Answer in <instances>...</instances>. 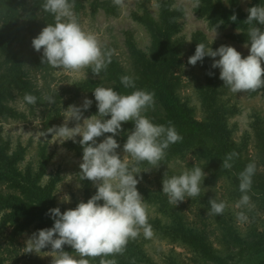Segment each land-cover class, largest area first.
<instances>
[{
	"label": "trees",
	"instance_id": "1",
	"mask_svg": "<svg viewBox=\"0 0 264 264\" xmlns=\"http://www.w3.org/2000/svg\"><path fill=\"white\" fill-rule=\"evenodd\" d=\"M74 1L80 2V0ZM193 1L195 11L205 17L211 26H232L240 31L239 33L234 32L232 37L242 42L249 41L248 25L244 22L249 15L246 9L264 5V0H248L246 7L243 0ZM42 2L43 0L32 1L31 14L41 12L48 23H54L53 16L41 7ZM28 3L29 0H0V18L2 19L0 55L3 57L1 62L3 70L0 72V117L17 115L18 112L7 103L15 98V91H19L23 96L25 94L36 96L37 102L43 99L40 91L34 89L30 80L24 78L22 61L15 47V42L23 36L19 21L21 10ZM93 5L97 10L99 6L108 7V2L94 0ZM183 14L184 7L174 6L173 0L159 2V17H155L146 6L142 13L134 12L135 18L150 33L149 50L141 48L133 36L128 33L126 45L131 66L122 65L120 60L113 55L107 69L100 73L105 76V79L89 78L75 83L74 95L78 96L82 92L90 93L93 103L90 108L82 109V111L98 113L93 90L98 86H104L111 87L122 94H128L135 89L125 88L120 82V77L122 75L132 76L135 78L137 88L155 93L154 107L156 109L149 112L152 113L151 120L155 124L163 125L171 122L183 137L181 142L169 146L165 159L170 160L174 156L196 151L206 161L204 165L209 170L212 180L228 178L233 185L234 193L242 195L239 191L238 176L253 160L246 156L245 143L238 142L233 136L229 119L237 113L238 109L224 100L219 71L217 68H212L211 57L206 56L202 61L207 70V83L201 85L199 90L205 117L203 119L196 117L194 107L182 101L178 93L179 82L175 80L173 70L179 62L182 44L175 35L181 30L179 19ZM233 14L237 17L235 22L230 19ZM257 26L264 29V26L259 24ZM193 41L196 46L198 43H205L204 33L196 32ZM241 54L243 57L247 56L242 52ZM210 72L212 75H209ZM259 92L264 95V88L251 92V94L255 95ZM22 115L25 116L24 113ZM255 123L258 147L261 150V161L264 165L263 121L258 120ZM133 128L132 121L126 122L123 124V131L115 137L121 146L117 149L120 155L127 139V133ZM107 135L111 134L97 138V143L102 142ZM68 146L77 154L83 155V148L78 142L70 141ZM233 150L239 154L233 161V167L223 169L222 159ZM25 151L26 148L22 145L13 150L12 141L5 138L0 128V232L7 225H13V235L20 234L32 224L37 230L51 228L54 225V219L46 213L49 209L58 207L55 189L61 179L60 176H53L43 182L44 164L35 170L32 166L22 168L20 162L24 158ZM144 165L149 164L144 162L139 166ZM85 182L87 185L84 196L87 202L97 190L92 191L90 182L87 180ZM248 194L256 204L255 211L264 213V169L257 167ZM147 198L149 202L157 204L159 211L168 217V221H165L161 217L148 216L152 230L161 238L186 245L195 254L196 261L200 264H203L202 261L208 264H264V223L262 227L252 224L247 233L242 234L235 222L232 209L227 206L222 215H212L214 222L207 220L204 226H199L189 222L179 207L169 205L164 195L155 193ZM208 202L207 199V207L210 209ZM215 241L228 248V252L222 254V250L216 246ZM144 245V240L141 241L138 238L129 240L123 255L109 256L107 259H115L117 264H163L153 258ZM233 247L234 250H232ZM64 248L68 252L74 251L68 245ZM89 259L90 263L99 264V258ZM165 261L167 264H185L170 255L166 256ZM0 264H2L1 256Z\"/></svg>",
	"mask_w": 264,
	"mask_h": 264
},
{
	"label": "clouds",
	"instance_id": "2",
	"mask_svg": "<svg viewBox=\"0 0 264 264\" xmlns=\"http://www.w3.org/2000/svg\"><path fill=\"white\" fill-rule=\"evenodd\" d=\"M124 3L125 0H113V4L121 8ZM41 7L54 18V23H48L32 40L33 48L37 52L42 51V64L71 73L91 68L95 76L107 69L114 50L104 49L95 34L81 27L70 0H43ZM246 11L249 15L244 22L248 25L249 41L244 47L249 48L250 42L249 55L243 57L230 45H221L213 50L204 43H198L194 55L188 59V63L195 66L206 56L214 58L212 68L220 69V79L233 93L255 92L264 88V29L257 26H264V5H256ZM230 19L235 22L237 17L233 14ZM120 82L125 88L135 90L122 94L111 87L98 86L93 90L97 114L83 117L82 109L90 108L93 103L85 98L82 106L68 107L64 124L49 128L48 133L62 143L66 140L77 142L76 137H82L78 141L83 148L80 179L92 181L97 191L87 202L80 201L75 208L63 212L59 207L49 209L46 214L54 219V225L33 233L26 241L25 253H46L44 256L52 257L51 264H90L89 258H99V264H117L115 259L107 257L123 255L129 240L137 239L141 231L145 238L153 236L144 197L137 188V175L141 173L139 165L147 162L158 168L169 146L181 142L183 137L171 122L168 125L155 124L144 115L154 106V92L137 88L135 78L130 75H122ZM24 100L28 104L37 103V97L32 94H25ZM45 100L54 103L52 97H45ZM70 120L77 122L74 127L68 126ZM129 121L134 123V128L127 133L122 158L117 151L121 146L115 137L123 131V124ZM108 133L111 135L97 143V138ZM238 155L235 150L226 154L222 168L231 169ZM256 170L257 165L253 161L239 173L242 195L235 203V209L247 208L250 211L255 207L248 193ZM205 176L204 170L198 166L171 176L165 172L162 193L170 204L177 206L186 197L200 195L201 181ZM62 201H69V198H62ZM208 203V215H222L227 207L226 202H218L215 198ZM235 215L241 223L248 219L244 211H236ZM65 245L74 251H65ZM48 246H51V251L42 252Z\"/></svg>",
	"mask_w": 264,
	"mask_h": 264
},
{
	"label": "rangeland",
	"instance_id": "3",
	"mask_svg": "<svg viewBox=\"0 0 264 264\" xmlns=\"http://www.w3.org/2000/svg\"><path fill=\"white\" fill-rule=\"evenodd\" d=\"M32 1L29 0L26 7L21 10L19 21L22 26L23 36L15 42V47L22 61V69L25 73L24 78L30 80L33 88L40 91L43 99L36 104L29 105L25 102L24 96L19 91H15V98L7 103L18 113L16 116L0 117V128L5 138L12 141L13 150L19 145L26 148L24 158L20 162L22 168L32 166L35 170L44 164L43 182L53 176H60L61 179L55 189V199L57 206L63 212L69 208H75L80 201L86 202L84 192L87 184L85 180L80 179L81 170L79 165L82 162V155L77 154L76 151L68 146L69 142L73 140H66L62 143L56 136L48 133V130L53 126L65 123L66 110L70 105L82 106L85 98L91 99L88 92H82L78 96L74 95L73 87L75 83L89 78L104 80L105 76L103 74L95 76L91 72V68H86L81 73H71L42 64V51L37 52L33 48L32 40L47 26L48 20L41 12L31 14ZM99 1H107L108 7L99 6L95 10L94 0H80L78 3L70 0L73 3V11L81 27L86 32L95 34L104 49H113V55L120 60L122 65L130 67V56L126 45L128 33L133 36L137 44L144 50L148 51L151 44L150 33L135 18L134 12L142 13L144 6H146L155 17H159V2L161 0H125L122 8L114 5L113 0ZM173 1L174 6L181 5L184 7V14L179 19L181 30L175 35L182 47L179 53L180 59L173 70V74L175 80L179 82L178 93L182 101L194 107L196 117L203 119L205 113L199 90L201 85L207 83V70L202 62H197L195 66L188 63L189 57L194 55L196 49L193 41L194 34L198 31L204 33L205 46L208 48L212 47L213 50L218 49L221 45H230L234 46L238 51L249 55L250 44L249 48H245V42L235 40L232 34L237 32V30L230 25L225 27L211 26L205 17L200 16L195 11V2L193 0ZM247 1L243 0L245 7ZM1 24L2 19L0 18V26ZM215 59H219V57ZM2 61L3 57L0 55V72L3 70L1 69ZM217 69L220 77V69ZM221 89L227 104L236 106L238 109L237 113L229 119L234 138L238 142L245 143L247 146L246 156L251 158L258 168L264 169L255 127V122L258 120L263 121L262 126L264 127V95L261 92L255 95H252L251 92L233 93L224 86L222 80ZM45 97H52L54 103H48ZM155 109L156 107L154 106L149 108L144 115L152 119V113L149 112ZM94 114L97 113L83 112V117H90ZM107 118H110V116L105 117V119ZM80 122L82 123V120ZM76 123L75 120H70L68 121V126L74 127ZM80 139L82 137H76L77 142ZM123 156L124 152L122 151L121 157L123 158ZM205 163L206 161L196 151H189L182 155L174 156L170 160L164 159L158 168H153L150 164L139 166L141 173L137 175L139 180L137 188L144 197L148 216L161 217L163 220L168 221V217L159 211L158 205L149 202L147 198V196L156 193L164 195L168 201L167 196L162 193V181L165 172L171 176L179 174L185 169L198 166L206 174L204 181H201L200 195L195 198L186 197L185 201L177 205L189 222L199 226H204L207 220L214 222L212 215L207 214L209 210L207 199L215 198L218 202H226L234 215L236 211L245 212L248 219L243 223L238 222L236 215L234 216L242 234H246L252 224L262 227L264 213L255 211L257 208L254 201L251 199L255 207L250 211L247 208L235 209V203L240 199L241 195L234 193L233 185L228 178L212 180L209 170L204 165ZM89 182L92 191L97 190L93 182ZM62 198H69V201L63 202ZM101 202L103 203V201ZM169 205L173 204L169 203ZM13 228V225H7L0 232L2 264H51L52 257L44 256L46 253H41V255L35 252L25 253L26 241L33 233L38 232L34 224L18 235L12 234ZM138 239L144 240V246L148 253L163 264H167L165 258L168 255L176 258V260L183 261L185 264H200V262L196 261L195 254L186 245L161 238L154 230L151 238H145L141 231ZM215 244L222 250V254L228 252V248H225L219 242L215 241ZM232 250H234V247ZM49 251H51V246L42 250V252ZM72 254L75 255V253ZM202 263L208 264L204 261Z\"/></svg>",
	"mask_w": 264,
	"mask_h": 264
}]
</instances>
